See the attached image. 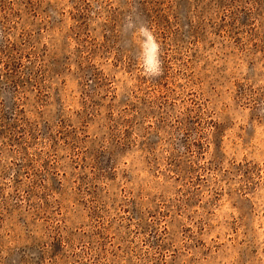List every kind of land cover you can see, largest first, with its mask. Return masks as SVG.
I'll return each mask as SVG.
<instances>
[{
  "label": "rangeland",
  "instance_id": "rangeland-1",
  "mask_svg": "<svg viewBox=\"0 0 264 264\" xmlns=\"http://www.w3.org/2000/svg\"><path fill=\"white\" fill-rule=\"evenodd\" d=\"M0 264H264V0H0Z\"/></svg>",
  "mask_w": 264,
  "mask_h": 264
},
{
  "label": "clouds",
  "instance_id": "clouds-1",
  "mask_svg": "<svg viewBox=\"0 0 264 264\" xmlns=\"http://www.w3.org/2000/svg\"><path fill=\"white\" fill-rule=\"evenodd\" d=\"M121 33L132 32L139 39V53L137 59L146 78L154 79L163 76L162 47L152 28L141 21L136 10L128 12L124 18Z\"/></svg>",
  "mask_w": 264,
  "mask_h": 264
}]
</instances>
